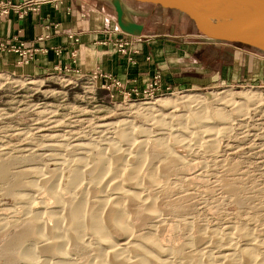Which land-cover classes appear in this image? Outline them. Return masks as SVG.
<instances>
[{
    "label": "rangeland",
    "instance_id": "obj_1",
    "mask_svg": "<svg viewBox=\"0 0 264 264\" xmlns=\"http://www.w3.org/2000/svg\"><path fill=\"white\" fill-rule=\"evenodd\" d=\"M124 4L130 12V17L136 22L147 25L152 34L170 36V39L175 41L178 40L176 38L179 35H195L184 19L175 12L156 9L152 6H138L144 8L138 16L131 14L137 7H133L126 0ZM152 10L156 13L151 14ZM192 39L198 41V38ZM234 47L237 48L222 47V50H219L220 47L212 46L196 54V56L200 55L201 60L206 61L205 70L211 72L206 78V85L162 89V77L155 75L151 81H157L158 91L152 96L143 95L145 88L141 93L134 90L132 95L130 93L128 96L124 95L127 93L118 96L113 94V98H110L109 93L101 88L102 85H92L86 79L79 77L65 78L55 72L41 77H30L0 71V78H2L0 82V168L3 167L6 170V178L0 180V264H26L13 257L18 248L13 238L27 229L26 221L31 216L28 212L30 209L41 213L45 212L40 210L43 209L41 207L43 205L48 210L57 209L54 206V199H51L48 192L39 191L38 188L14 185L19 182H33L39 187L40 181L37 175L20 176L21 170L33 167L42 170L41 173L46 175L54 171L56 174L54 173V179L52 177V183L61 193L60 197L66 200L74 197L77 190V192L85 189L88 192L90 189L101 191L96 182H93L95 185L91 183L93 186L89 184V175L86 172L79 179V189L68 188L67 190L69 186L66 183L75 168L76 163L73 162L75 158L79 157L86 161L85 165L97 157L99 150L104 149L100 147L101 145L105 147L110 140L121 141L117 126L112 127L113 130L107 127L104 129L95 127L101 120L106 119L105 121L114 124L119 121L132 123V126L136 128L134 130L136 141L143 137L140 128L148 129L147 133L151 138H154L156 133L166 132L165 135L158 136L163 141L162 138L170 135L169 130L176 129L177 124L183 121V118H179L181 114H184L183 105L178 103L177 112L175 111L178 117L174 120H166L170 122L171 127L165 130L158 127L148 128L147 125L151 123L150 115L153 113L152 115L156 116L161 112L166 114L172 108L161 105L159 107L156 104L153 105L156 111L152 112L153 109L146 111L143 109L144 105H141L143 102H154L161 98L178 99L184 95L198 94L204 98L205 106L207 105L209 116L212 118L215 117V111L222 107L218 106V103H221L218 99L222 93L230 94L223 101L231 98L232 102L237 104L243 101L239 95L252 92L258 94L264 103V54L239 45ZM127 52L126 56L132 62V55L137 51L127 49ZM196 58L193 57V59ZM193 65L195 64L191 63V66ZM190 69L188 73L191 72L193 75L195 72L192 67ZM31 80L39 81L38 86L33 87L27 84ZM134 93L138 95L135 96ZM45 107L47 123L54 120L51 125L58 124V126L35 127L37 121L42 120L39 119L38 114ZM226 111L229 121L236 117L232 106L227 107ZM246 118H243L241 123L236 122L237 119L233 120L230 126L232 128L229 132L227 131L228 134L226 132V141L217 147L215 154L210 156L199 149L197 142L194 143L193 154L189 153L182 144L170 143L172 145L169 147L172 148L173 154L180 157L183 163L175 166L174 171L159 175L161 182L152 190L155 195L149 191V194L154 197L152 198L155 202L157 217L145 219V205L138 204L139 206L129 208L130 212L126 219L133 241L144 233H152L151 235L162 248L169 250L168 252L171 251V258L174 256L173 264L179 262L183 264L179 253L176 257L177 252L185 251V254L186 252L196 254L199 259L211 257L213 260V257L215 259L228 253V244L234 242L238 248L241 247L240 249L252 246L254 257L257 256L259 261L261 258L260 262L264 264V106L258 107ZM189 123L186 121L179 124L189 128L191 126ZM215 125L209 124L205 127L216 129ZM217 128L220 127L217 125ZM145 152L155 158L163 155V150L151 143ZM197 161H201V165H197ZM89 162L88 164H91ZM55 169L60 172H56ZM128 186L125 185L124 189L126 187L129 191H135L134 186ZM95 195L89 194L91 197L87 199H92L87 203L92 204L95 197H99ZM21 197L27 200L21 201ZM91 204L88 203V207ZM243 230L248 232L252 240L246 242L241 238L239 234ZM202 233L206 234V238L199 242L198 237ZM212 233L218 239L220 238L219 241L223 240V243L214 244L211 238H208V235ZM116 234V231L110 230L112 239H120L121 235ZM231 239L232 242H230ZM83 240L92 242L87 236ZM172 251L175 253L173 254ZM91 254L88 248H78L72 252L71 258L80 263ZM37 255L39 259H43V255Z\"/></svg>",
    "mask_w": 264,
    "mask_h": 264
},
{
    "label": "bare ground",
    "instance_id": "obj_2",
    "mask_svg": "<svg viewBox=\"0 0 264 264\" xmlns=\"http://www.w3.org/2000/svg\"><path fill=\"white\" fill-rule=\"evenodd\" d=\"M1 79L2 78H0V82ZM12 83L21 84L23 82ZM38 83L39 81L35 80L27 82V84L33 87L38 86ZM229 95L230 94L222 93V96L219 97L220 99H218V101L221 103H218V106H222L220 107L222 109L218 108L215 111V117L213 118L209 116L207 110L208 108L206 107L207 105L205 106V101L203 100L204 98H202L198 94L186 96L184 95L178 99L161 98L154 102H143V104L141 105H144L143 109L146 111H150L152 109V112L156 111L154 110L153 106L156 104L158 106L161 105L164 107L172 108V110L166 114H162V112L161 114H157L156 116H153V113V115L151 113V115L149 114L151 116L149 122L151 123L147 125L148 128L158 127L164 128L165 130L166 128L171 127L169 125L170 122H167L166 120L170 121L178 117V115L175 114L178 103H181L183 105L184 114H181V117L179 118H183V121L181 122H190L189 125L191 126L189 128H185L186 125L180 126L179 123L181 122H179L176 129H168L170 131V135L165 136V138L161 137L163 141L158 136H163L166 132L161 133V131L159 134H155L156 138H151L148 135L149 133H147L148 129L140 128V132L142 133L141 135L144 138H138L139 140L136 141V138L134 136V130L136 128L132 126V123L127 121H119L114 124L105 121L106 119L101 120V122L99 120L100 123H96L97 125L94 124L95 127L101 129L107 127V129L110 130L112 129V127L117 126L116 128L120 130L121 141L119 140L120 142H117L110 140L108 143H106L105 147L101 145L100 147L104 149L98 151L97 157L93 160L90 158L91 160H89L91 162L87 160L91 164H88L87 162L86 164L88 165H84L86 161L80 159L79 157L78 159L75 158L73 160V162L76 163V165H74L75 168L70 175L68 182L66 183L69 186L67 187V190L68 188L77 189L78 186H80L79 179H81L83 173L86 172L89 175V184L96 182L100 186L101 191L97 192L95 190V192L94 190H92L94 191L92 192L90 189L91 192H88L85 191L87 190L85 189L77 192V190L75 191L74 197L71 196L72 198H67L66 200L60 197L61 193H59V190L54 187L55 184L52 183V177L54 179L55 176L54 171H51L49 173L46 172V175L41 173L42 170L40 171L38 168L33 167H29L21 171L19 170L20 176L22 175L26 177L32 174L33 176L37 175L38 180L40 181L39 187H37V184H33V182H19L14 185H19L21 187L38 188L39 191L48 192L49 196L52 197L51 199H54V206H56L57 209L48 210V208L43 207L45 205L42 204L43 206L41 207L43 209L40 210H44L45 212L41 213L40 211L36 210L31 211V209L28 211L29 213H31H28L31 216L29 217V219L27 218L26 221L27 229L24 232L18 233L13 238L14 242L18 244V248L14 252L13 257L22 260L26 264H173L174 262L172 261V258L174 256L171 258V251L168 252L169 250L162 248V246L159 245V242L151 235V232V234L144 233L142 236L137 238L136 241H133V238L131 239L130 226L128 225L126 219L128 212H130L128 210L130 207L134 208L135 205H145L146 210L144 213V218L150 220L157 217V215H155L156 209L154 205V197L149 194V191L154 194L152 190L155 189L161 182L159 180V175H161V173H168L169 171H172L175 166L181 165V163H183L180 157L173 154L172 148L169 147L172 145H170L171 142L173 143V145L182 144L183 147L185 146V149L189 151V153L195 152L194 143L197 142V144L199 145L197 146L205 154L209 156L213 155L216 153V150L218 149L217 147L221 144L223 145V143L226 141V132H229L232 128L230 126L232 125L233 120L235 121L237 119L236 122L241 123L243 121V118L247 119L246 117H249L251 112L256 111L258 107L264 106L261 97L256 93L251 92L239 95V97L242 98L243 101L237 104L234 103V101L232 102L231 98L227 101H223L225 100V98L229 97ZM190 105H193L194 108L190 107ZM229 106H232L233 113L236 114V117H232L233 119L230 120L231 122L228 120V113L226 111L227 107ZM45 110L46 107L44 108V110H40L39 114L37 113L39 115V119L42 120L37 121L35 127L58 126V124L51 125V123L54 122L53 119V121H50L51 119H48L50 122L47 123V113ZM149 118L150 117H148V119ZM216 122L220 128H217V125H215ZM209 124L211 126L215 125L216 129L215 127H211L210 129L209 126L206 128L205 126ZM235 126L236 124L234 125V127ZM165 139H167L166 142ZM150 143L158 146V148H161L163 150V155L161 157L155 158L149 156L145 152ZM86 147L87 149H90L88 148V146ZM197 162V165H201V161ZM55 170L56 172L58 171L57 169ZM5 178L6 170L2 167L0 168V180H4ZM93 184L91 185L93 186ZM125 185H129L130 187L134 186L135 191H129V189L127 190L126 187L124 189ZM143 189H146L148 192L144 191ZM8 193L10 192L8 191ZM100 193H102V195H100ZM89 194H94V196H96L95 194H97L99 197H95L92 204L88 202L89 204H91L88 207L87 201H90L92 199H87V197H91H89ZM22 200L26 201L27 199L21 197V201ZM29 207L31 208V206ZM32 208H34V206ZM137 224L138 223H136V225ZM110 230L116 231L117 234L121 235V238L117 240L112 239ZM239 235L246 242L252 240L251 237L249 238L248 232L244 230ZM85 236L91 238L92 242L83 240ZM204 238H206V234L202 233L198 237V241H204ZM208 238H211L210 240L214 244H219L220 242L223 243V240L219 241L220 238L218 239L213 233L209 234ZM26 242L29 243L26 244ZM230 242H232V239L230 240ZM228 247V253L218 256L215 259L213 257V260L211 259V257L210 259L209 257L205 259H199L196 254H188L189 252H186L185 254V251L177 253L173 251L172 252L173 254L175 253L176 257H178L177 254L179 253L178 255L181 257L183 264H262L260 262V257V261L256 255L255 256L257 259L254 257V250L253 248H251L252 246L240 249L241 247L238 248L233 242L229 243ZM78 248L90 249L92 252L91 256L89 258L84 257L86 259L80 263L73 260V258H71L72 252L75 249L78 250ZM8 251H10L9 248ZM37 254L43 255V259H39ZM160 255L163 256L161 257Z\"/></svg>",
    "mask_w": 264,
    "mask_h": 264
},
{
    "label": "crops",
    "instance_id": "obj_3",
    "mask_svg": "<svg viewBox=\"0 0 264 264\" xmlns=\"http://www.w3.org/2000/svg\"><path fill=\"white\" fill-rule=\"evenodd\" d=\"M2 1L20 4L27 0ZM143 7H137L131 14L139 16ZM155 13L152 10L151 14ZM137 23L144 28L141 36L123 34L110 0H57L39 6L21 19L11 13L0 19V71L30 77L62 71L72 76L99 72L120 83V88L112 90L115 96L132 95L134 90L141 93L155 75L162 77V89L202 87L211 72L205 70L206 61L196 54L212 46L220 47L219 50L237 48L203 41L196 35H179L175 41L170 36L152 34L147 25ZM119 40L129 43L127 49L137 51L132 62L114 45ZM19 43L31 51L26 62L10 49ZM190 67L193 75L188 73ZM106 83L104 79L97 81L99 85Z\"/></svg>",
    "mask_w": 264,
    "mask_h": 264
},
{
    "label": "water",
    "instance_id": "obj_4",
    "mask_svg": "<svg viewBox=\"0 0 264 264\" xmlns=\"http://www.w3.org/2000/svg\"><path fill=\"white\" fill-rule=\"evenodd\" d=\"M133 7L152 6L181 16L199 38L239 45L264 54V0H126ZM119 30L139 37L143 25L130 17L124 0H110Z\"/></svg>",
    "mask_w": 264,
    "mask_h": 264
},
{
    "label": "built area",
    "instance_id": "obj_5",
    "mask_svg": "<svg viewBox=\"0 0 264 264\" xmlns=\"http://www.w3.org/2000/svg\"><path fill=\"white\" fill-rule=\"evenodd\" d=\"M54 1L57 0H27L21 2L20 4H13L1 0L0 19L9 16L11 13H16L18 17L21 19L31 11L32 12L37 11L39 6ZM114 45L117 47L118 51L121 54L127 55L128 53L127 48L129 46V43L127 41L119 40ZM3 48H7V46H3ZM10 49L11 51L17 53L20 57H22V59H24V62H26L30 57L31 51L28 48H26L22 43H19L17 46L12 45ZM20 63H23V61H21ZM56 73L63 75L65 78L72 79L73 77H79L82 79H86L89 83L95 86L97 84L98 79H104L107 81V83L103 84L101 88L105 89L109 93L110 98H113L112 90L120 88V83L116 79H114L111 75L101 74L99 72H94L92 74H79L78 76H72L68 71H62ZM156 91H158L157 81H151L148 83L146 89L143 91V95L152 96L156 93ZM124 95L128 96V94H124ZM134 95L136 96L138 95V93H134Z\"/></svg>",
    "mask_w": 264,
    "mask_h": 264
},
{
    "label": "trees",
    "instance_id": "obj_6",
    "mask_svg": "<svg viewBox=\"0 0 264 264\" xmlns=\"http://www.w3.org/2000/svg\"><path fill=\"white\" fill-rule=\"evenodd\" d=\"M259 52V51H258Z\"/></svg>",
    "mask_w": 264,
    "mask_h": 264
}]
</instances>
